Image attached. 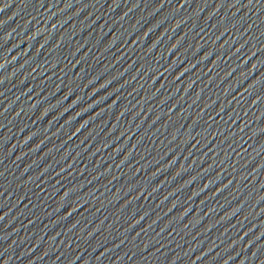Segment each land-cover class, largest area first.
<instances>
[{
    "label": "water",
    "instance_id": "95a60500",
    "mask_svg": "<svg viewBox=\"0 0 264 264\" xmlns=\"http://www.w3.org/2000/svg\"><path fill=\"white\" fill-rule=\"evenodd\" d=\"M0 264H264V0H0Z\"/></svg>",
    "mask_w": 264,
    "mask_h": 264
},
{
    "label": "snow or ice",
    "instance_id": "6c2138e0",
    "mask_svg": "<svg viewBox=\"0 0 264 264\" xmlns=\"http://www.w3.org/2000/svg\"><path fill=\"white\" fill-rule=\"evenodd\" d=\"M250 2H251V0H250Z\"/></svg>",
    "mask_w": 264,
    "mask_h": 264
}]
</instances>
